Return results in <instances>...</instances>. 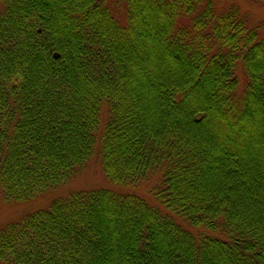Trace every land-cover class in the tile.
<instances>
[{
    "label": "trees",
    "instance_id": "obj_1",
    "mask_svg": "<svg viewBox=\"0 0 264 264\" xmlns=\"http://www.w3.org/2000/svg\"><path fill=\"white\" fill-rule=\"evenodd\" d=\"M98 141L110 183L157 175L165 210L74 190L3 224L1 261L264 264V37L233 5L126 0L121 23L107 0H0L4 201L68 182Z\"/></svg>",
    "mask_w": 264,
    "mask_h": 264
},
{
    "label": "rangeland",
    "instance_id": "obj_2",
    "mask_svg": "<svg viewBox=\"0 0 264 264\" xmlns=\"http://www.w3.org/2000/svg\"><path fill=\"white\" fill-rule=\"evenodd\" d=\"M54 1L55 0H51ZM214 10L221 13L225 11L229 6L233 5L237 11L238 15L243 17L248 28H255L258 33V37H264V2L261 0H211ZM107 5L113 11L116 19L121 23H124L126 20V0H107ZM235 75L238 80L237 91L243 89L245 82V73L240 62L236 66ZM146 83V81L144 82ZM148 96V95H147ZM146 96V97H147ZM147 100V98H146ZM146 102L151 105L152 112H156V106L153 105L151 98ZM145 103V102H144ZM146 105L147 107V104ZM105 107L101 109L102 119L107 116ZM99 141L96 143L95 149L93 150L90 160L85 164L84 168L75 176H73L68 182L56 186L53 189L47 190L40 195L35 196L34 198L23 201H4L3 196L0 191V227L8 222L24 214L35 210L39 207H45L53 199L65 195L74 190H87L90 188L97 187H113L120 191L131 192L137 194L147 200L148 203L154 204L157 207H160L165 210L161 203L151 192V187L156 183V176H151V178L140 180L132 185L127 186H114L110 183L109 179L103 172L101 166V159L98 154ZM180 223L190 231L197 233L199 228L193 227L185 220L181 219ZM0 264H6L0 260Z\"/></svg>",
    "mask_w": 264,
    "mask_h": 264
}]
</instances>
